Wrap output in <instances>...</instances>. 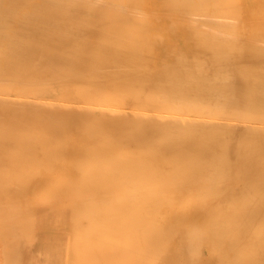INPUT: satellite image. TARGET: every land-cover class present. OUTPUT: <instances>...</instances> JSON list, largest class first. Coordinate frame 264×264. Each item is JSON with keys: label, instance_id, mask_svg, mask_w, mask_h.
Wrapping results in <instances>:
<instances>
[{"label": "bare ground", "instance_id": "1", "mask_svg": "<svg viewBox=\"0 0 264 264\" xmlns=\"http://www.w3.org/2000/svg\"><path fill=\"white\" fill-rule=\"evenodd\" d=\"M261 43L264 0H0L9 264H61L58 204L63 264H264Z\"/></svg>", "mask_w": 264, "mask_h": 264}, {"label": "rangeland", "instance_id": "2", "mask_svg": "<svg viewBox=\"0 0 264 264\" xmlns=\"http://www.w3.org/2000/svg\"><path fill=\"white\" fill-rule=\"evenodd\" d=\"M244 32H245V31H244ZM244 32H243V33H244ZM241 33H242V32H239V34H241ZM239 34H238V32H237V35H238V36H240ZM248 34H249V33H248ZM241 35H242V34H241ZM245 35L247 36V34H243V35H242L243 38H244ZM261 45L264 46V44H262V43H261ZM31 164L34 165V163H31ZM39 169H40V168H39ZM39 169H38V171H39ZM38 171H37V173L34 172L33 174H29L30 177H29L26 173H23L22 177L25 178V177L28 176L27 178H30V179H31V178L34 177L35 174H36L35 176L42 174L43 171H44V168H43V170H42V168L40 169V174L38 173ZM41 171H42V172H41ZM42 189H43V190H42ZM44 189H47V188H41V192H42V193H44V191H45ZM196 190H197V188L195 189V193H196ZM49 191H50V189H48V192H49ZM41 192L38 191V192H37V195H40V194H41L42 196H44V197H42V196H41V197H42L43 199H45V197L48 195L47 190H46L47 195H46V194H42ZM195 195H196V194H195ZM7 200H8V199H7ZM9 200H10V199H9ZM39 201L41 202V201H43V200L40 199ZM33 202H35V201H33ZM40 202H38V204H39ZM35 203H36V202H35ZM35 203H33V204H35ZM38 204L36 203V205H38ZM58 205H59V207H58L59 209L56 208L55 211H54L53 213H54V214L56 213V214H55V218H57L56 220H58L59 222L56 221V220L54 221V219H55V218H54V219L52 220L51 224L55 222L56 225H55V224H52L51 229L49 228V230H45V233H46V232H49L50 234H51V233H54V234H55L54 231H56V232H57L56 234H57L58 236H60L59 240H57L58 242H56L57 245L59 246V248H57L58 246L56 245V243L54 244V246H55V245L57 246V247L55 246V249H59V250H61V264H63L64 261H65L63 255L66 256V254H64L62 251H65L64 247L66 248V246H64V243H65L64 240L66 239V235H65V233H66L67 228H68L67 226L69 225V224H68L69 214H67V211H66L67 209H66V208H61V205H60V204H58ZM58 205H57V206H58ZM34 206H35V205H34ZM62 207H63V205H62ZM57 209H58V211H57ZM60 211H61V212H60ZM63 211H64V212H63ZM16 212H17V213H16V215H14V216L17 217L18 215H20L18 218H21L20 220H21L22 223H23V221H24V220H22V218H23V219L25 218L26 221H27V219H28V221H27L28 224H29V220L31 221L32 218H35V217L31 216V215H29V216L32 217L31 219H30V217H28V216H27V218H26V215L29 214V213L26 214V212H24V214H26L25 216H23L24 214H23L22 212H20L21 214L19 213V211H16ZM58 212H59V213H58ZM18 213H19V214H18ZM22 214H23V215H22ZM57 215H58V216H57ZM62 215H63V217H62ZM21 216H22V217H21ZM0 217H1V216H0ZM52 218H53V217H52ZM52 218L50 217V219H52ZM62 218H63L64 220H63ZM6 219H7V218H6ZM38 219H39V216H38ZM59 219H60V220H59ZM66 219H67V221H66ZM0 220L3 221V220H5V218H4V219L0 218ZM32 220H33V219H32ZM62 220L65 222V224L67 223L68 225H67V224L65 225L64 222H62ZM37 221H38V220H37ZM50 221H51V220H50ZM2 223H3V222H0V226L3 225ZM24 223L27 224L25 221H24ZM60 223H61V224H60ZM25 224H24V225H21V227L23 226L24 229H25V228L28 229L27 232H26V230L24 231V229L20 227V228L22 229L21 231H23V233H25L24 235H27V233H28V231H29L30 234H29L28 236H30V235L33 236L32 239L34 240V237H35V232H34V231H35V229L37 228V225H36L37 222H36V224H35L34 227L32 226V222L30 223L31 225H29V226H27L28 224H27V225H25ZM31 226H32V227H31ZM58 226H59V228H58ZM20 228H19V230H20ZM56 228H57V229H56ZM52 229H53V230H52ZM0 231L3 232V228H2V226L0 227ZM58 231H59V234H60V235L58 234ZM2 232H1L0 234L5 235V234L2 233ZM21 233H22V232H19V234H20L19 236H20V237L23 239V241H25L26 243H27V240H28V239H29V241L32 240V239H31V236H30V238L27 236V237H28V238H27L26 236L23 235V233H22V236H21ZM61 234H63V236H61ZM3 235L0 236V244L2 243V245H1L0 247H2V249H4V250L6 249V250H5V252H4L2 249H0V254L3 253V254H1V256H4V257H5V258H4V257H1V256H0V258H4V259H1V260H0V264H5V262H6L7 264H9V262H10L11 260H10V258H9V253H8V251L11 252L10 248H12V242H11V241H12V236L9 237L10 235L8 234V236H7V234H6L7 238L9 239V240H7V242H6V238H5V236H3ZM64 235H65V237H64ZM2 237H4V239H3ZM24 237H25V239H24ZM61 237H62V242L60 241V240H61ZM26 238H27V239H26ZM2 239H3V240H2ZM15 239H17V236L15 237ZM30 239H31V240H30ZM33 240H32V241H33ZM2 241H3V242H2ZM4 241H5V242H4ZM29 241H28V242H29ZM59 241H60V242H59ZM10 242H11V243H10ZM32 243H33V242H32ZM62 243H63V245H62ZM10 244H11V245H10ZM7 245H8L9 247H8ZM3 246H5V248H4ZM62 246H63V247H62ZM62 248H63L64 250H63ZM7 249H8V250H7ZM1 250H2V252H1ZM188 252H190V251L188 250ZM188 252L186 253L185 257H188V258H189L191 254H189ZM62 253H63V254H62ZM190 253H191V252H190ZM7 254H8V256H7ZM192 255H193V254H192ZM62 256H63V258H62ZM7 259H8V262H7ZM31 259H32V258H30V263L32 262ZM63 259H64V261H63ZM4 260H5V261H4ZM9 260H10V261H9ZM1 261H3V262H1ZM26 261H27V258H26Z\"/></svg>", "mask_w": 264, "mask_h": 264}]
</instances>
